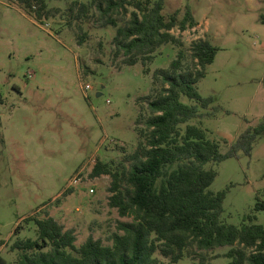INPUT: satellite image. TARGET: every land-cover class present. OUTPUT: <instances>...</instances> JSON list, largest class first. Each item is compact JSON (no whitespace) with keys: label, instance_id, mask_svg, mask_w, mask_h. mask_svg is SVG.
Instances as JSON below:
<instances>
[{"label":"rangeland","instance_id":"374dc122","mask_svg":"<svg viewBox=\"0 0 264 264\" xmlns=\"http://www.w3.org/2000/svg\"><path fill=\"white\" fill-rule=\"evenodd\" d=\"M44 1L50 15L38 20L35 8L0 0V264H14L15 240L36 237L26 218H54L74 230L77 246L89 236L110 245L117 222L131 221L109 206L110 176L90 177L91 170L97 161L112 170L128 166L144 140L147 102L159 88L152 73L179 53L181 69L192 70L193 42L206 40L217 51L195 84L212 102L186 124L204 130L226 153L244 130L264 120V0H163L166 18L175 13L180 20L189 8L196 25L173 28L179 44H164L150 61L133 66L114 56L117 27L74 17L75 3L91 0ZM132 10L117 16L118 26ZM78 26L86 34L80 44ZM180 101L198 105L186 96ZM206 167L216 172L208 189L224 192L221 222L264 226V209L255 210L264 203V133L250 156L240 150ZM228 250L201 252L205 263L186 252L173 264H228Z\"/></svg>","mask_w":264,"mask_h":264},{"label":"trees","instance_id":"16d2710c","mask_svg":"<svg viewBox=\"0 0 264 264\" xmlns=\"http://www.w3.org/2000/svg\"><path fill=\"white\" fill-rule=\"evenodd\" d=\"M17 2L35 8L38 20L50 15L44 0ZM75 5L76 19L88 21L92 16L100 27H117L114 56H121L126 66L150 61L164 44H179L171 33L173 28L183 31L196 25L189 8L180 20L175 13L166 18L163 0H91ZM127 7L134 10L128 21L118 26L117 16L125 14ZM261 22L264 24V17ZM85 36L84 32L77 36L78 44ZM216 51L208 41L198 40L190 47L192 70L181 69L180 53L167 68L156 69L152 80L159 88L147 102L150 115L144 122V140L128 156V166L112 170L97 161L91 170L90 177L110 176L109 206L120 217L131 218L117 222L111 244L89 236L77 246L74 230L64 229L54 218H26L34 224L36 237L14 241V264H173L186 252L192 257L198 255L200 263H205L201 252L219 247H229L228 264H264V226L244 222L236 227L221 222L224 192L208 189L216 172L206 167L234 157L240 150L250 156L254 141L264 133V120L244 130L226 153L219 152L204 130L186 124L199 116L198 107L206 108L212 102L199 95L195 84L213 62ZM180 96L198 105L184 104ZM260 209L264 203H256L255 210ZM20 229L18 225L15 233ZM156 253L167 262L159 260Z\"/></svg>","mask_w":264,"mask_h":264},{"label":"built area","instance_id":"2783aa9c","mask_svg":"<svg viewBox=\"0 0 264 264\" xmlns=\"http://www.w3.org/2000/svg\"><path fill=\"white\" fill-rule=\"evenodd\" d=\"M87 88H89V86H87ZM77 182H78V180L75 179V180H74V183H77ZM90 192H93V190L91 189Z\"/></svg>","mask_w":264,"mask_h":264}]
</instances>
